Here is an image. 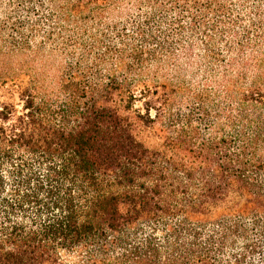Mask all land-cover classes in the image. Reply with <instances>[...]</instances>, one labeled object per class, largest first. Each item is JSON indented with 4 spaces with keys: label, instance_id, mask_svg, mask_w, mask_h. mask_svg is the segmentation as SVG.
I'll use <instances>...</instances> for the list:
<instances>
[{
    "label": "trees",
    "instance_id": "1",
    "mask_svg": "<svg viewBox=\"0 0 264 264\" xmlns=\"http://www.w3.org/2000/svg\"><path fill=\"white\" fill-rule=\"evenodd\" d=\"M0 264H264V0H0Z\"/></svg>",
    "mask_w": 264,
    "mask_h": 264
}]
</instances>
